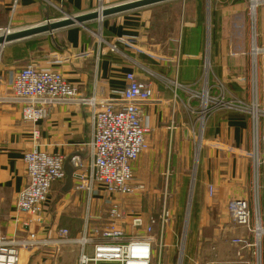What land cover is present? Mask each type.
I'll use <instances>...</instances> for the list:
<instances>
[{
	"label": "crops",
	"instance_id": "0c3cea01",
	"mask_svg": "<svg viewBox=\"0 0 264 264\" xmlns=\"http://www.w3.org/2000/svg\"><path fill=\"white\" fill-rule=\"evenodd\" d=\"M136 1L140 0H17L13 11L15 0H0V29L25 30L60 21L66 15L90 14L101 5L104 10ZM227 1L226 6L214 4L211 12L207 9L208 15L201 0H170L99 18L102 37L116 46L114 51L104 43L98 44L92 37L97 20L0 47V236H12L16 229L14 199L26 185L23 157L33 145L44 153L65 157L64 181L54 183L47 198L44 210L47 225L66 228L71 236L76 237L81 233L86 214L98 217L106 212L99 196L92 197L89 211H86L87 193L75 190L79 182L72 178L74 168L69 163L72 157H77L80 160L77 173L89 170L86 144L93 134L91 109L62 104L52 107L45 119L35 125L25 123L19 105L6 101L11 92V74L27 64L49 69L76 86L82 95H89L96 76L103 90L101 97L112 98L126 87L125 75L134 73L138 79L152 81L154 95L159 101V104L143 108V125L150 129L147 134L149 148L133 164L135 186L147 189L157 176L160 180L167 179V176L182 179L189 170L190 156L194 153V162L200 157L197 183L202 186L208 204L201 198L192 203L197 213L189 223L190 231L183 246L186 264H257L252 248L237 258L235 249L222 238L223 230L231 229L232 237L252 239L246 229L232 228L226 205L233 198L246 199L254 215L257 202L258 211L264 214V166L259 171L258 201L254 188L251 153L255 132L251 114L214 108L197 120L198 135L192 140L190 131L197 128L183 122L179 105L174 104L177 98L182 104L185 100L179 91L183 85L193 89L201 87L208 96H223L229 102L239 101L248 109L256 104L258 109L264 110V3L257 6L252 21L251 8L246 13L245 3ZM169 3H173L171 7L176 13L179 12L177 32L180 35L175 39L176 31L171 30L169 35L160 39L163 18L158 20L155 16L163 4ZM149 71L154 76L156 73L161 78L175 80L174 86L177 82L181 85L177 84L178 87L172 90L153 74L149 76ZM185 103L188 102L185 100ZM262 122L260 118L258 137L261 136ZM34 129L39 132L36 141L32 135ZM156 165L161 166L162 172L153 175L151 170ZM209 185L213 186V196L207 195ZM247 185H250V194ZM193 187L194 179L191 194ZM237 187L241 192L232 196L231 191ZM123 200L122 209L125 211ZM133 210L145 221L159 214ZM92 224L98 223L93 221ZM178 227V222L172 218L166 228V244L168 250L172 247L176 251L177 264L181 248ZM260 245V262L264 264V238ZM70 249L75 250L76 258L72 263L75 264L78 250L72 247H66L63 254L56 257L51 251L38 252L36 260L38 264H68ZM168 250L165 263L171 264L173 254ZM31 255L26 254L21 264Z\"/></svg>",
	"mask_w": 264,
	"mask_h": 264
},
{
	"label": "built area",
	"instance_id": "2783aa9c",
	"mask_svg": "<svg viewBox=\"0 0 264 264\" xmlns=\"http://www.w3.org/2000/svg\"><path fill=\"white\" fill-rule=\"evenodd\" d=\"M253 2L256 10L264 0ZM16 3L17 0L13 11ZM102 10L101 5L96 12L100 13ZM98 19L96 22L100 24ZM5 32L9 31L4 30L3 33ZM97 35L100 36L99 39ZM92 37L98 44L104 43L112 51L117 49L103 39L101 32H94ZM262 52L264 53V49ZM125 79L126 87L115 97L102 98L103 90L96 76L89 95H82L76 86L49 69L43 70L27 64L11 74V92L6 101L19 105L20 115L25 123L35 125L45 119L52 107L62 104L91 109L93 134L86 144L90 158L89 170L77 173L80 168L77 157H72L69 163L74 168L72 178L79 182L75 190L87 193L86 211H89L92 197L99 196L106 212L98 217L86 214L81 233L76 237L71 236L66 228L47 225L44 216L47 198L53 184L64 181L65 157L44 153L33 145L23 157L26 185L14 199L16 229L12 236H0V264H20L21 257L34 252L51 251L53 257L61 256L66 247L78 250L75 264H166V228L172 221L169 209L163 206L159 214L149 217L148 221L139 214L122 209L124 198L145 189L141 185L135 186L133 182V164L149 148L147 134L150 129L143 125V108L159 104L150 79H138L134 73H128ZM174 87L177 88L178 85ZM217 107L251 114L255 132L251 160L254 164V188L258 201L259 171L264 166V110L258 109L256 104L248 109L239 101L229 102L221 96L208 97L204 111L207 113ZM260 118L263 119L262 132L258 137ZM32 132L33 140L36 141L39 132L36 129ZM207 195L213 196V186L207 187ZM255 211L254 215L246 199L230 200L226 205V212L232 228L246 229L252 239L250 241L247 236L232 237L231 229L223 230L222 238L228 240L235 249L237 258L242 257L243 251H250L252 248L257 264H261L260 241L264 238V214L258 211L257 202ZM93 221L98 224L93 225ZM180 247L178 264H182L184 258V248L182 250V246Z\"/></svg>",
	"mask_w": 264,
	"mask_h": 264
},
{
	"label": "rangeland",
	"instance_id": "374dc122",
	"mask_svg": "<svg viewBox=\"0 0 264 264\" xmlns=\"http://www.w3.org/2000/svg\"><path fill=\"white\" fill-rule=\"evenodd\" d=\"M201 2L203 3L202 8L205 12H207V15H208V10H209V12H211V9L214 6V4H216L217 7L226 6L229 4V1H227V0H217L215 2H213V0H201ZM239 3H245L246 4L247 9H248V10H246V13H247L250 10L249 8H251L253 0H239ZM172 4L173 3L163 4L159 8V12L156 13L155 17H157L158 20L163 18V20L161 22L163 27L159 28V33L161 31H163V33L159 34L160 39L163 38L164 35L165 36L169 35L171 33V30L174 31V33L176 31L175 39L178 38V36L180 35L178 33L179 32L178 31L179 30V24H180L179 12L176 13L172 9V7H171ZM250 17L252 18V21H254L255 16L253 17L252 13H251ZM164 25H165V27H164ZM9 30L15 31L14 29L12 30L11 28H9L8 31ZM3 32H4V30L0 29V35ZM94 32L95 33L101 32L100 24L95 25ZM145 70L146 69H144L143 71H145ZM151 71H149V72H151ZM152 72H154V71H152ZM152 72H151V75L153 74V76H154V73H152ZM154 78H158L161 81V83L165 84L166 86H168L172 90L174 89L175 80H168L165 78H161L156 73H155ZM177 84L179 85L180 83L177 82ZM179 91H180V94L184 97V99L188 103H185V100H184L183 104H182L181 102H179V100L177 98L175 100L174 104L179 105V112H182L183 122L185 124L189 123V126L192 125V126H195V128H197L198 127V123L196 124L197 120L199 118H201V116H203V115H204L203 117L208 115V113H206L204 111V105H205L206 100L208 99V97L213 98L214 96H212L211 94H209V96H207V94H205L206 93L205 90L203 92L201 87L193 89V88L181 85ZM179 91L177 92L178 96H179ZM200 102H201V105H199ZM208 106H209V104H208ZM175 121H176V119L174 118V120L172 121L173 125H175ZM197 131H198V128L195 129L194 131H192V130L190 131L189 135L192 137V140H193V138H197V135H198ZM194 149H195V146L193 145V151H194ZM201 152H203V149H202V151H200V156H201ZM198 160L200 161V157H198L196 159V162H194L195 161L194 160V153H193V155L191 154L189 170L187 173H185L186 176L182 177V179H174V178L171 179V178H168V176H167V179L160 180L161 178L158 179V176L157 177L155 176L157 179H154V183H151L149 185L150 187H148L147 189L145 188L144 189L145 191H137L133 195L126 197L123 200V205L125 206V207L123 206V208L126 209L125 212H131V211L133 212L134 211L133 209L135 208V210H137L138 212H141L143 214H147L150 212V214L156 215V214H158L161 207H163V206L167 207L170 210V213H172L173 221L176 220L178 222V225H179V227L177 228V230L179 232L178 233V237H179L178 242L181 243L182 250L184 248L183 247L184 243L186 242V235H188V233L190 231L189 230V223L194 217V216H191V215H193L192 212L194 210V206L192 205V203H194L195 200H196V203L199 202V199L201 198V200L203 202L205 201L204 202L205 204H208L204 198L202 186L201 185L199 186L197 183V180H199L198 178H199V168H200V162ZM198 164H199V167H198ZM250 165L251 164L249 162V171H250ZM151 172L153 175H158L159 173L162 172L161 166L159 167L158 165H156L154 168H152ZM170 174H169V177H170ZM134 178H135V176L133 174V179ZM192 178L194 179V187H193V191L191 194L190 188H191V183L193 180ZM248 182H249V179H248ZM234 186H236L235 182H234ZM240 192H241V190L238 187L233 188V190L231 191V195L233 196V194L236 195ZM247 193L250 194V185H249V187L247 185ZM215 202H216V199L214 200L213 203H215ZM189 205H191V206L188 207ZM188 208H189V212H188ZM104 211H106V208H104ZM169 248H171L168 250L169 253L173 254L172 255L173 261L171 262V264H174V262H175V264H177L178 256L176 254V251L174 252L172 247H169ZM37 253L38 252L32 253L30 258L28 260H26L25 262H23V264H38V261L36 260L38 258ZM175 254H176V256H175ZM67 258L70 259L68 264H72L74 262V258H76L75 250L72 249L70 255ZM185 261H186V258H183L182 263L186 264Z\"/></svg>",
	"mask_w": 264,
	"mask_h": 264
},
{
	"label": "water",
	"instance_id": "95a60500",
	"mask_svg": "<svg viewBox=\"0 0 264 264\" xmlns=\"http://www.w3.org/2000/svg\"><path fill=\"white\" fill-rule=\"evenodd\" d=\"M170 0H140L136 2H130L124 5H117L110 7L108 9H104L99 12L93 11V13L85 14V15H78V16H68L61 18L60 21L52 22V23H44L42 26H37L33 28H26L25 30L14 31L11 33H6L0 35V47L8 45L9 43L18 42L22 40H26L27 38H31L38 35H43V33H51L60 28H66L70 26L81 25L88 22H93L97 20L99 16L102 18L108 17L112 14H119L125 13L128 10H135L139 8H144V6H150L155 4H160V2H166Z\"/></svg>",
	"mask_w": 264,
	"mask_h": 264
},
{
	"label": "bare ground",
	"instance_id": "6f19581e",
	"mask_svg": "<svg viewBox=\"0 0 264 264\" xmlns=\"http://www.w3.org/2000/svg\"><path fill=\"white\" fill-rule=\"evenodd\" d=\"M254 7H255V2H253L252 5H251V9H252V15H253V17H254V14H255V8H254ZM100 13H101V12H100ZM100 13H99V14H100ZM99 17L102 18L101 16H99ZM11 32H14V31H9L8 33H11ZM4 34H6V32H5ZM1 35H3V34H1ZM23 259H24V258L21 257V259H20V264H21V261H23Z\"/></svg>",
	"mask_w": 264,
	"mask_h": 264
},
{
	"label": "trees",
	"instance_id": "16d2710c",
	"mask_svg": "<svg viewBox=\"0 0 264 264\" xmlns=\"http://www.w3.org/2000/svg\"><path fill=\"white\" fill-rule=\"evenodd\" d=\"M192 205H194V204H192ZM192 213H193V215H191V216H194V217H195V215H196V213H197V212H196V209H194ZM194 217H193V218H194Z\"/></svg>",
	"mask_w": 264,
	"mask_h": 264
}]
</instances>
